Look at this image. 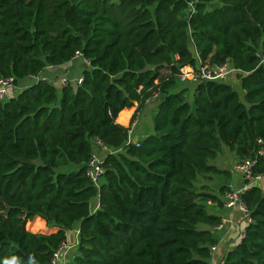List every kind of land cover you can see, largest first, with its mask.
<instances>
[{
	"label": "trees",
	"instance_id": "16d2710c",
	"mask_svg": "<svg viewBox=\"0 0 264 264\" xmlns=\"http://www.w3.org/2000/svg\"><path fill=\"white\" fill-rule=\"evenodd\" d=\"M190 42L201 64L239 69L243 101L231 78L194 84L191 103L175 91L197 62ZM76 51L90 62L81 84L38 81L0 101V264H48L76 224L68 264H207L216 238L202 225L220 218L195 182L225 173L211 164L222 144L242 159L264 142V0L190 12L186 0H0V78ZM157 90L154 132L126 144L121 122ZM95 137L115 150L98 188L85 171ZM242 200L251 220L221 264H264V193Z\"/></svg>",
	"mask_w": 264,
	"mask_h": 264
},
{
	"label": "built area",
	"instance_id": "2783aa9c",
	"mask_svg": "<svg viewBox=\"0 0 264 264\" xmlns=\"http://www.w3.org/2000/svg\"><path fill=\"white\" fill-rule=\"evenodd\" d=\"M199 0H186L187 11H193L195 9V3ZM76 59H80L83 63L84 68H87L90 65V62L83 57V55L76 51L72 56L71 60L68 62H73ZM54 67L53 65L46 66L41 72L36 75H30L26 78L30 79V83L21 88L24 89L31 84H34L38 81H44L46 83L55 84V80L44 75V70ZM239 72V69L235 68L232 63L229 61H224L216 63L210 66L203 65L199 62H196L195 67L193 68H181L177 79L180 83H193L196 84L201 81H227L229 78L235 76ZM83 81L82 73L76 77H61L58 79L59 86L73 85L77 86ZM12 76L1 77L0 78V101L5 100L11 95L17 94V90H20V87L17 85ZM20 90V91H21ZM15 92V93H14ZM14 93V94H13ZM163 98L162 93L157 90L153 92L150 97L146 100L147 102L157 101L159 102ZM139 110H135L131 113V118L126 125V144H133L135 146L139 145L140 139H138L135 134V127L138 123ZM115 150L110 149L100 138L95 137L92 140V149L89 155V158L86 162V175L95 187H99L105 168L103 165V160L107 153H113ZM264 159V142L261 139L256 140V148L253 152V155H248L238 161L236 164V169L240 172L245 184L240 188H234L229 186L228 190L224 194V206L227 208L237 207L242 213L243 218L245 219L246 224L250 222V214L247 206L242 200V195L249 185L253 182L261 179L264 174L255 170L258 159ZM225 222V219H222L219 224L214 226L215 229L220 228ZM244 235V231L241 233L240 238ZM79 240V229L75 232L74 242H69L67 239L62 241L58 247L53 251L51 259L48 264H68L70 252L73 247H75ZM214 245L211 246V249H214Z\"/></svg>",
	"mask_w": 264,
	"mask_h": 264
},
{
	"label": "crops",
	"instance_id": "0c3cea01",
	"mask_svg": "<svg viewBox=\"0 0 264 264\" xmlns=\"http://www.w3.org/2000/svg\"><path fill=\"white\" fill-rule=\"evenodd\" d=\"M192 46V47H191ZM190 50L195 55L198 61V57L195 51L193 44L191 43ZM84 66L80 59H76L73 62L66 63L63 65H57L52 68H48L44 70V75L52 78L55 80L56 86H59L58 79L61 77H76L83 72ZM30 83L29 78H23L19 80L17 84L20 87V90L23 86ZM230 84L234 87L237 91L239 88V79L235 76L231 77ZM179 89H187L189 85H182L178 87ZM177 89L176 91H178ZM20 90H17L20 91ZM15 93V92H14ZM13 93V94H14ZM185 94V93H184ZM157 101H151L145 103V105L139 110L145 116L152 115L151 111L153 112V108L156 107L157 110ZM131 112L125 117L126 120L121 122L119 120L120 114L118 115L117 121H120L122 125L126 126L127 121ZM156 113V112H155ZM155 115V114H154ZM154 118V116H153ZM152 118V122H153ZM153 128V123H152ZM150 133H140V137L136 135L138 139H143ZM241 158L236 155L234 151L228 148L225 144L221 145L220 151L217 153L214 159L211 160V164L215 165L218 169L225 171V173L217 174V175H207V176H200L195 182L196 187L206 186V191L211 193L213 196L216 197L215 200H208L205 202L206 210L208 213L215 215L222 219H225V222L222 224L220 228L215 229L214 226L202 225L203 228L210 229L213 231V234L216 238V243L214 244V249H211V255L207 260V264H221L226 253L231 250L234 246H236L241 238L240 235L244 231L246 227L245 219L242 216V213L237 207L227 208L224 206V194L228 190L229 186L234 188H240L242 185L245 184L240 172L236 169V164ZM250 187L255 186L258 187L262 193H264V174L262 175L261 179L253 182L249 185ZM97 199V198H96ZM93 202V209H95L98 205L97 200ZM44 224V223H43ZM79 229V225L76 224L72 228L66 231V239L69 242H74L75 240V232ZM75 247L72 249L74 250Z\"/></svg>",
	"mask_w": 264,
	"mask_h": 264
},
{
	"label": "rangeland",
	"instance_id": "374dc122",
	"mask_svg": "<svg viewBox=\"0 0 264 264\" xmlns=\"http://www.w3.org/2000/svg\"><path fill=\"white\" fill-rule=\"evenodd\" d=\"M190 46H191V42H190ZM182 85H184V86L185 85L186 86L189 85V88L185 89V91H184V93H185L184 94V98H185V100L187 102L191 103L192 100H193V93H194L195 85L193 83H180V82H178V85H177V88L175 89V91L177 89H179L178 88L179 86H182ZM233 87H236V86L233 85ZM18 92H16V93H18ZM238 93H239L240 99L243 101V92H242V90L240 88H238ZM155 109H156V107L153 108V112L151 111L152 115L145 116L142 113L139 115V117H138V123H137V125L135 127V134H134L135 136L137 135L138 137H140L141 136L140 133L145 134V133H150V132L153 131V128H152V123H153L152 122V118H153V116H154V114L156 112Z\"/></svg>",
	"mask_w": 264,
	"mask_h": 264
},
{
	"label": "bare ground",
	"instance_id": "6f19581e",
	"mask_svg": "<svg viewBox=\"0 0 264 264\" xmlns=\"http://www.w3.org/2000/svg\"><path fill=\"white\" fill-rule=\"evenodd\" d=\"M131 112V110L129 111V113Z\"/></svg>",
	"mask_w": 264,
	"mask_h": 264
}]
</instances>
